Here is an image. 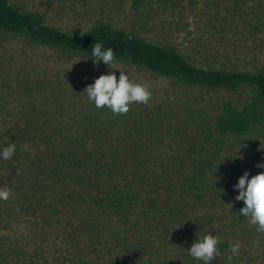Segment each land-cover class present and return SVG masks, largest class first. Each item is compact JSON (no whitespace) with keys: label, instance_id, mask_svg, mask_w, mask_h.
Listing matches in <instances>:
<instances>
[{"label":"trees","instance_id":"1","mask_svg":"<svg viewBox=\"0 0 264 264\" xmlns=\"http://www.w3.org/2000/svg\"><path fill=\"white\" fill-rule=\"evenodd\" d=\"M6 34L89 59L94 43L102 42L114 50L113 64H132L214 92L250 94L244 102L223 105L213 125L206 122V110L174 125L136 103L123 115L97 109L87 95L53 97L48 105L36 102L40 107L25 102L16 110L2 105L0 150L15 142L16 152L0 160V188L11 190L7 201L0 200V264L31 261L33 253L25 254L31 248L51 252L59 263L202 264L187 250L197 235L209 233L221 241L213 264H264V233L240 216L244 205L233 190L244 175L236 167L241 154L252 147L262 155L264 66L256 73L198 68L173 48L110 25L72 36L0 0V42ZM29 83L24 100L36 97ZM173 137L182 139L185 153L162 157L156 150ZM23 229L26 249L13 234ZM255 240L261 248L257 261L244 259L249 253L243 246L227 260L230 245Z\"/></svg>","mask_w":264,"mask_h":264},{"label":"rangeland","instance_id":"2","mask_svg":"<svg viewBox=\"0 0 264 264\" xmlns=\"http://www.w3.org/2000/svg\"><path fill=\"white\" fill-rule=\"evenodd\" d=\"M10 2L21 14L37 15L48 27L69 35L81 36L99 25H110L137 38L173 48L198 68L256 73L264 66V0ZM3 36L4 41L0 42V107L9 105L16 110L25 102L27 105L30 102L40 107L43 104L48 105V102L53 103V97L57 96L61 99H69L71 94L86 96L84 92L87 85L94 83L96 78L114 72L119 79L120 71L126 72L131 82L147 85L151 92L147 104L136 103L134 106L149 111L154 117L160 112L168 120H172L174 125H177L179 118L198 115L195 111L202 110L207 111L206 122L213 125L211 119L219 113L223 105L228 102H244L247 94H250L245 89L230 93L188 86L176 79L159 77L128 63L112 64L111 68L101 63L96 67L87 57L46 47L24 35ZM16 78L19 79L18 82L12 80ZM27 82H30L31 88L36 87V97L33 100L30 97L23 99ZM40 83L45 86L41 88ZM191 131L192 129V134ZM247 141L245 140L244 145ZM261 148L262 155L259 156V150H253L252 147L248 148L247 154H241L240 165L236 167L243 174L251 171V176H255L260 173L257 164L263 163L264 142ZM159 149L156 152L162 157L169 155L181 158L185 153L182 139L178 137L165 139ZM13 234L19 240L20 246L26 249L27 243L24 241L28 242L29 236L24 229L15 230ZM6 238L10 239V235L7 234ZM246 243H240L249 253L248 256L244 253V259L254 263L250 258L257 261L261 248L256 244L257 240L248 246ZM32 250L33 248L26 250L28 252L25 254L31 257L33 253L34 258L24 264H70L57 262L47 250L43 251V255Z\"/></svg>","mask_w":264,"mask_h":264},{"label":"clouds","instance_id":"3","mask_svg":"<svg viewBox=\"0 0 264 264\" xmlns=\"http://www.w3.org/2000/svg\"><path fill=\"white\" fill-rule=\"evenodd\" d=\"M91 56L96 67H99L101 62L109 67L116 62L114 50L110 47L106 48L102 42L94 43ZM84 94L97 109L106 107L117 115L128 113L131 104H147L151 98L147 85L131 82L128 74L123 71H120L119 79L114 72L101 75L94 80V83L87 85ZM15 152L16 144L12 142L0 150V160H11ZM257 167L264 170V163L257 164ZM233 190L239 193L235 200L243 202L244 205L239 210L240 216L245 217L257 232L264 233V171L255 176L245 172L233 186ZM10 196V189L0 188V200L7 201ZM219 243H221L219 238L211 233L203 237L197 235L187 251L194 260L201 261L202 264H213L220 256ZM240 248L239 242L229 246L230 255L227 257L229 262L240 254Z\"/></svg>","mask_w":264,"mask_h":264}]
</instances>
